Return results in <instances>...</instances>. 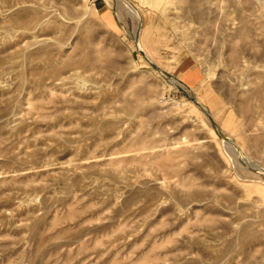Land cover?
<instances>
[{"label":"rangeland","instance_id":"1","mask_svg":"<svg viewBox=\"0 0 264 264\" xmlns=\"http://www.w3.org/2000/svg\"><path fill=\"white\" fill-rule=\"evenodd\" d=\"M0 264H264V0H0Z\"/></svg>","mask_w":264,"mask_h":264},{"label":"water","instance_id":"2","mask_svg":"<svg viewBox=\"0 0 264 264\" xmlns=\"http://www.w3.org/2000/svg\"><path fill=\"white\" fill-rule=\"evenodd\" d=\"M218 135H219V136H222L224 139H226V140L230 141L228 137H226V136H224V135L220 134L219 132H218Z\"/></svg>","mask_w":264,"mask_h":264},{"label":"bare ground","instance_id":"3","mask_svg":"<svg viewBox=\"0 0 264 264\" xmlns=\"http://www.w3.org/2000/svg\"><path fill=\"white\" fill-rule=\"evenodd\" d=\"M137 14H138V13H137ZM138 19H140V18H138ZM140 45H141V44H140ZM140 45H139V46H140ZM170 82H171L172 84H176V83H178V82H176V80H173V79L170 80ZM230 142H231V141H230Z\"/></svg>","mask_w":264,"mask_h":264}]
</instances>
